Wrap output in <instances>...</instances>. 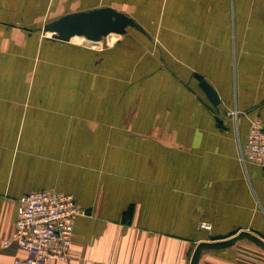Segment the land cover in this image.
Segmentation results:
<instances>
[{
  "label": "crops",
  "instance_id": "obj_1",
  "mask_svg": "<svg viewBox=\"0 0 264 264\" xmlns=\"http://www.w3.org/2000/svg\"><path fill=\"white\" fill-rule=\"evenodd\" d=\"M105 7L144 29L140 63L43 32ZM257 120L264 0H0V264L25 256L4 242L41 190L87 211L47 264H264V169L240 160Z\"/></svg>",
  "mask_w": 264,
  "mask_h": 264
},
{
  "label": "built area",
  "instance_id": "obj_2",
  "mask_svg": "<svg viewBox=\"0 0 264 264\" xmlns=\"http://www.w3.org/2000/svg\"><path fill=\"white\" fill-rule=\"evenodd\" d=\"M240 160L264 169V127L258 120L251 124ZM85 215L87 211L69 194L41 190L23 195L18 200L14 231L4 246L16 247L25 256L14 259L12 264L67 262L74 243L75 223ZM198 228L206 232L213 230L204 220Z\"/></svg>",
  "mask_w": 264,
  "mask_h": 264
},
{
  "label": "water",
  "instance_id": "obj_3",
  "mask_svg": "<svg viewBox=\"0 0 264 264\" xmlns=\"http://www.w3.org/2000/svg\"><path fill=\"white\" fill-rule=\"evenodd\" d=\"M132 28L145 34L144 29L129 15L111 7L70 13L46 24L44 33H51L52 40L71 42L75 37L85 38L92 42H102L111 34L125 35ZM200 88L206 93L214 106L220 103L217 92L200 75H195ZM222 125V121H219ZM218 236L216 239H220Z\"/></svg>",
  "mask_w": 264,
  "mask_h": 264
},
{
  "label": "rangeland",
  "instance_id": "obj_4",
  "mask_svg": "<svg viewBox=\"0 0 264 264\" xmlns=\"http://www.w3.org/2000/svg\"><path fill=\"white\" fill-rule=\"evenodd\" d=\"M55 16H58V14H56ZM36 27L38 29H40V26L39 25H37ZM40 31H41V29H40ZM50 35L52 36V34L48 33L47 36L48 37H51ZM111 35H114L115 36L114 37L115 40L113 41V43L112 44H109V42H106V40H105L106 38H105L102 42H99V43L102 44L101 47L92 46L89 43H93V42L87 41L84 38H81L80 39V37L73 38L71 42L74 43V44H76V45H81L82 47L84 46V48L87 47L86 49H89L90 48L89 50L93 51L97 56L103 55L104 52H106L109 49H111V47H113L114 45L115 46L116 45L119 46V44L124 43L125 49H127L129 51V53H130L129 55L131 57H133L134 61H137V62L140 63V36L137 33H135L134 30H132V29L131 30H128V36H127V38L126 37H123V38H121L122 39L121 41H119L120 40V37H121L120 35H116V34H111ZM94 44H98V43H94ZM157 46L160 49H164L165 48V46L163 44H160V43H158ZM82 50H83V48H82ZM129 73L131 74V77L132 78L138 77V72H136V71H131ZM132 213H133V208H130L129 211H128V214H129V217L128 218L129 219H130V215Z\"/></svg>",
  "mask_w": 264,
  "mask_h": 264
},
{
  "label": "bare ground",
  "instance_id": "obj_5",
  "mask_svg": "<svg viewBox=\"0 0 264 264\" xmlns=\"http://www.w3.org/2000/svg\"><path fill=\"white\" fill-rule=\"evenodd\" d=\"M117 35V34H116ZM115 36L114 35H110V36H108L105 40H106V42H109V44H112L113 43V41L115 40V38H114ZM84 38V37H83ZM80 39H81V37H80ZM85 39V38H84ZM87 40V39H86ZM87 41H89V40H87ZM92 42V41H91ZM89 43V42H88ZM93 43H98V44H93ZM93 43H89L90 45H92V46H96V47H101L102 46V44L101 43H99V42H93Z\"/></svg>",
  "mask_w": 264,
  "mask_h": 264
}]
</instances>
